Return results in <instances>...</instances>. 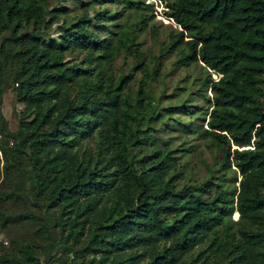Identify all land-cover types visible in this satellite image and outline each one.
Wrapping results in <instances>:
<instances>
[{
  "label": "trees",
  "instance_id": "obj_1",
  "mask_svg": "<svg viewBox=\"0 0 264 264\" xmlns=\"http://www.w3.org/2000/svg\"><path fill=\"white\" fill-rule=\"evenodd\" d=\"M48 1L0 0V104L9 74L23 104L15 130L0 110L8 187L0 203L29 206L16 215L0 204V221L29 225L21 246L0 251V264H264V0H164L179 25L165 50L180 51L179 66L209 69L197 134L239 172L232 196L178 188L179 150L149 126L160 114L150 89L155 56L136 33L157 31L153 2L124 0L141 11L128 24L107 6L120 0H78L82 12L53 38L67 9ZM75 51L80 59L69 62ZM122 53L142 73L133 93V72L113 68ZM144 143L152 149L137 163Z\"/></svg>",
  "mask_w": 264,
  "mask_h": 264
},
{
  "label": "rangeland",
  "instance_id": "obj_2",
  "mask_svg": "<svg viewBox=\"0 0 264 264\" xmlns=\"http://www.w3.org/2000/svg\"><path fill=\"white\" fill-rule=\"evenodd\" d=\"M153 2L154 18L149 23L157 26L154 33L149 28L136 33L138 46L145 52L147 57L155 56V60L149 61L153 68L150 79V89L154 97L155 112L160 113L158 117H152L149 126L154 128L156 137L165 139L171 148L178 149L176 153L178 166L172 170L176 176L178 188L185 184H194L199 187V192L204 196L212 194L216 189H224L229 196L235 195L238 189L239 172L234 166H227L221 163L222 152L217 149L209 137H201L197 133L205 126L206 113L209 102L206 96L211 95L209 89L202 87V81L206 77L209 69L201 62H191L187 66H179L176 63L180 51L178 49L165 50L168 42L169 32L179 29V25L163 11L165 8L164 0H144ZM78 0H49L48 6L59 9L65 8L67 11H60V21L54 23L49 29V34L53 38L59 35V25L66 19L77 15L82 11L78 8ZM112 10H119V22L133 24L140 16V10L131 6H126L124 0L117 4L107 5ZM124 6V8H121ZM143 9V12H146ZM92 13V8L89 10ZM95 23L94 20L92 22ZM70 56V61H78L81 57L79 51H75ZM116 72H133L134 77L128 84V91L133 93L137 86L138 79L142 76L141 71L131 66V58L124 53L120 54L113 63ZM212 77H215L213 72ZM23 104L15 99L11 74L8 75L2 94L0 110L7 120L11 130L17 128L21 118ZM1 139V136H0ZM87 143V142H86ZM158 145V144H157ZM139 152L135 159L137 163L143 160L142 154H149L152 145L142 144L137 146ZM135 148V149H137ZM2 161L0 162V191L8 190L2 173ZM26 180L20 179L19 184L24 185ZM1 207L8 211H14L19 215L29 207L26 203L13 204L12 201L0 203ZM8 221H0V251L17 248L22 245V241L29 236L28 222L26 224L16 222L13 217ZM233 217L235 215L233 214ZM60 253V251L58 250ZM58 254V253H57Z\"/></svg>",
  "mask_w": 264,
  "mask_h": 264
}]
</instances>
